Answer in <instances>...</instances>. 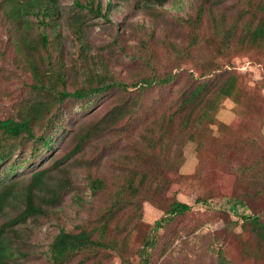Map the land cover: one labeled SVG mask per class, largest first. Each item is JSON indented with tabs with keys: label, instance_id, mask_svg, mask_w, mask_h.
<instances>
[{
	"label": "rangeland",
	"instance_id": "obj_1",
	"mask_svg": "<svg viewBox=\"0 0 264 264\" xmlns=\"http://www.w3.org/2000/svg\"><path fill=\"white\" fill-rule=\"evenodd\" d=\"M255 1L166 0L138 8L121 0H94L92 8L99 2L106 15L85 13L78 33L68 20L74 23L71 19L85 9L74 0H55L53 12L44 17L28 8L24 25L0 2V118L38 98L30 88L31 62L51 98L42 93L46 113L32 123L35 136L49 135V145L33 155L30 144L14 151L10 162L24 164L15 166L13 178L66 155L75 136L91 129L89 139L64 161L72 191L48 217L34 223L28 219L22 229L26 233L28 228L29 236L20 264H51L46 249L58 228L96 226L107 189L92 193L88 180L101 179L114 193L111 174L124 175L130 167L146 170L147 181L134 182L136 197L92 235L113 248L78 252L66 264H121L122 257L138 264L147 235L156 243L147 247L143 264H264V242L248 218L257 216L264 224V38L248 39L260 18ZM41 32L48 36V55L28 53L26 43L40 48ZM42 56L47 58L41 62ZM88 69L90 76L126 86L87 102L59 100L61 90L70 92L84 83ZM146 76L170 80L163 86L154 81L137 86ZM227 77L234 78L231 97L215 95ZM208 80L210 90L198 95L202 105L192 107L191 101L181 107L188 93ZM210 97L211 108L206 106ZM149 103L153 110H147ZM119 104L118 118L111 110ZM188 113L191 125L183 127ZM96 119L107 125L92 136ZM75 192L81 199L72 196ZM121 194L130 199L126 191ZM173 199L190 209L167 231L160 220ZM17 205L12 200L0 222L17 213Z\"/></svg>",
	"mask_w": 264,
	"mask_h": 264
},
{
	"label": "trees",
	"instance_id": "obj_2",
	"mask_svg": "<svg viewBox=\"0 0 264 264\" xmlns=\"http://www.w3.org/2000/svg\"><path fill=\"white\" fill-rule=\"evenodd\" d=\"M54 1L55 0H1L0 2L7 3L9 6V12L11 17H16L17 23L24 25L25 20H22V15L28 10V8H36L37 11L35 14L40 13L42 16H48L54 10ZM130 2L138 8L150 7L153 5H161L166 0H121V2ZM94 0H85V2L80 3L77 0H74V5L78 8H84L85 12H78L71 20L74 23H68L74 26L75 32L78 33L80 30V24L85 17V13H92L93 15H101L105 17L106 12H100L99 2L95 4L92 8ZM256 2V1H255ZM106 2L105 6H108ZM260 18L257 21L256 26L250 32L248 39L250 41H255L256 39L263 37L264 38V0H257L255 5ZM24 35V33H23ZM22 37V36H21ZM20 37V38H21ZM39 49L35 44H28L23 37V42L27 44L28 53L36 52L39 54L44 51L48 55L47 42L48 36L41 32L39 35ZM263 41V40H262ZM80 52L82 48L79 46ZM47 58L46 56L40 57L41 62ZM30 68L33 70V80L30 83V88L34 94L38 95V98H33L31 100H25L21 104L17 105L8 116L0 118V218L3 217L7 210L6 207H9L11 201L14 200L18 203L19 210L17 213L7 220L0 222V264H20V257L23 258L27 254L25 241L29 236V229L27 228L26 233L22 231L24 227L27 226V221L32 223L36 222L39 217H48L52 210L57 209L59 202L69 191H72L71 179L68 174V166L64 165V161L73 155L81 145V142L89 139L91 129H86L81 133L80 136H75L76 142H74L71 150L63 156H60L53 161H50L44 166H39L35 169L28 171L20 175L18 178H13L15 173V166L22 167L23 164L18 162V159L15 162H10L9 157L14 153V151L21 149L23 146L30 144V149L32 150V155L39 152L43 147L48 146L49 144V135L40 133L34 135L32 131V123L37 120L41 113H46V110L42 107L45 105L44 96H42V89L45 85L36 77V72L34 71L35 65L33 62L30 63ZM96 70H94L95 72ZM91 70H86L84 74L89 75ZM58 79L59 73L56 76ZM84 83H81L78 87H74L72 91H63L61 90L57 96L59 100L65 98H71L76 101H90L93 100L95 96L104 91L116 87L122 90L126 86V82L116 81L110 78H103L102 76H90L83 77ZM170 80L169 76H146L145 78L140 79V84L137 85L140 88L145 85H150L151 83L157 82L160 86L168 83ZM137 82H134L135 85ZM208 85V87H207ZM116 86V87H115ZM234 87V78L227 77L225 78L215 90V95H222L224 97H231L232 90ZM211 83L207 81H201L197 86L188 93L184 99L181 107H187L191 101H193V106L202 105L201 98H198L200 93L205 92L207 89L210 90ZM47 99H51L49 94ZM213 97V96H212ZM212 97H210L209 103L206 106L211 108L213 104ZM121 100V97H120ZM137 104V102H135ZM120 105V104H119ZM117 108H113L111 111L114 112L116 117H120L121 105ZM148 111L153 110L151 103L148 105ZM190 114L184 116L182 123L183 127H188L191 125L189 119ZM104 117V116H103ZM102 117V118H103ZM101 118V119H102ZM100 119V120H101ZM98 119L94 123L92 130L95 133L92 134L98 135L99 131L104 128L106 125L100 126ZM169 121L170 119L167 118ZM97 131V132H96ZM92 133V132H91ZM91 136V137H92ZM191 134L187 135V138H190ZM27 144V145H26ZM8 161V162H6ZM26 161H30L28 158ZM18 162V163H17ZM9 166H6L8 165ZM137 163H135L136 165ZM126 174L122 175L119 172H113L112 175V188L115 190V194L111 192L112 189L107 188L106 184L101 182V179L88 180L87 187L92 193H95L97 190L105 191L107 189L106 199L104 203L98 206V221L97 225L91 228H81L77 231L65 230L63 228H58L57 232L53 234L51 240L48 243L46 251L51 264H66L69 258H72L73 255H76L78 252L93 250L95 247L101 248H113L111 243H104L99 241V238H92L93 231L99 227L101 230L104 228L105 221L112 219L114 215L122 211L124 207L129 205L134 197L137 195V187L133 184L136 181H147L149 177L146 170H140L137 168L130 167L125 171ZM120 190V191H118ZM118 191V192H117ZM126 191L130 199H124L121 192ZM72 196L76 199H81L80 194L73 193ZM120 201H125V204H120ZM203 202L204 200H199ZM168 207L164 211V217L160 221L163 223L157 222L156 225L152 226V229L162 225V227L168 231L170 228L173 230L176 218L185 213L190 209V206L184 202L173 199L168 203ZM135 207V204H134ZM207 207V206H206ZM231 209H234L235 204H231ZM134 213V212H133ZM131 213V214H133ZM96 215V213H95ZM130 215H127L128 218ZM134 216V215H133ZM251 224L258 227V236L261 241L264 242V224L263 222L258 221L257 216H248ZM156 243V238L152 236H146L143 241V246L140 248L139 253L141 255L142 261L138 264H143L147 259V247H152ZM23 246V250H19L17 247ZM85 260V258H82ZM72 264V263H71ZM87 264H98L97 261L91 260ZM121 264H130L128 257L121 258Z\"/></svg>",
	"mask_w": 264,
	"mask_h": 264
}]
</instances>
